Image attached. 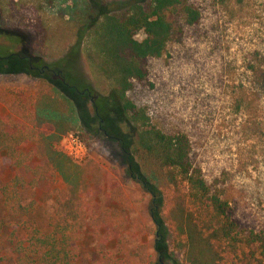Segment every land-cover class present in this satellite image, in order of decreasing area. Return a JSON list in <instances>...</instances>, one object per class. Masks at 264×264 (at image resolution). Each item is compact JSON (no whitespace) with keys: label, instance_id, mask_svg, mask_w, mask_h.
Segmentation results:
<instances>
[{"label":"trees","instance_id":"16d2710c","mask_svg":"<svg viewBox=\"0 0 264 264\" xmlns=\"http://www.w3.org/2000/svg\"><path fill=\"white\" fill-rule=\"evenodd\" d=\"M38 2L42 0H0V19L3 7L36 8ZM67 15V32L75 40L48 63L13 57L20 39L0 36L5 72L36 79L34 96L26 102L11 101L8 116L0 117V170L16 172L0 187L2 209L10 217L25 215L21 190L35 191L53 176L65 186L50 233L34 232L16 264H73L71 243L84 227L87 197L102 196L100 202L90 203V222L101 217L91 226L94 239L102 247L111 241L121 244L120 234L128 224L122 213L128 197L121 185L92 161L75 164L58 149L63 136L77 128L75 101L80 99L90 103L96 122L123 145L133 179L157 203L156 225L171 235L166 255L171 264L180 259L185 264H264V235L240 228L228 202L207 185L191 161L188 138L160 130L128 96L134 83L146 80V61L162 57L169 43L180 41L184 27L198 22V10L186 0H130L118 14L88 18L84 10L73 8ZM41 26L49 41L51 28ZM140 33L143 38L138 40ZM14 61L18 64H11ZM83 64L104 90L96 89L81 72ZM5 227L0 218V236ZM137 257L141 264H152L143 244L137 246Z\"/></svg>","mask_w":264,"mask_h":264},{"label":"rangeland","instance_id":"374dc122","mask_svg":"<svg viewBox=\"0 0 264 264\" xmlns=\"http://www.w3.org/2000/svg\"><path fill=\"white\" fill-rule=\"evenodd\" d=\"M60 1L42 0L36 8L21 5L14 10L2 6L0 36L20 39L13 57L48 63L75 40L67 32V14L73 8L84 10L88 18H100L118 14L130 3L66 0L60 5ZM186 1L198 10V22L185 26L181 40L169 43L162 57L146 61V80L134 83L128 96L160 130L188 138L191 161L207 185L228 202L240 228L264 235V0ZM41 24L51 28L49 41ZM142 38L140 33L137 39ZM1 61L0 117H6L11 101L26 102L34 96L36 79L27 73H6ZM79 69L96 89L104 90L85 64ZM80 100L75 101L77 128L72 133L86 145L87 161L111 174L126 193L128 207L122 213L128 224L120 234L121 244L111 241L102 247L91 229L101 217L89 220L90 203L100 202L102 196L87 197L84 227L71 243L73 264H141L139 244L146 247L152 264H171L166 258L171 235L156 225L157 203L133 179L123 145L96 122L90 103ZM15 174L9 167L0 170V187ZM64 196V184L53 176L35 191L21 190L20 204L27 213L10 217L0 195V218L6 223L0 236V264H16L34 232L50 233L56 201ZM100 234L107 237L104 231Z\"/></svg>","mask_w":264,"mask_h":264},{"label":"built area","instance_id":"2783aa9c","mask_svg":"<svg viewBox=\"0 0 264 264\" xmlns=\"http://www.w3.org/2000/svg\"><path fill=\"white\" fill-rule=\"evenodd\" d=\"M58 148L65 156L70 158L72 162L78 165H82L88 157L86 145L81 141L78 135L72 132L63 136Z\"/></svg>","mask_w":264,"mask_h":264},{"label":"water","instance_id":"95a60500","mask_svg":"<svg viewBox=\"0 0 264 264\" xmlns=\"http://www.w3.org/2000/svg\"><path fill=\"white\" fill-rule=\"evenodd\" d=\"M92 103V102H91Z\"/></svg>","mask_w":264,"mask_h":264}]
</instances>
